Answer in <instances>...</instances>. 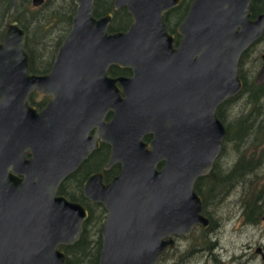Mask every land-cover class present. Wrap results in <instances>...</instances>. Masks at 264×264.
<instances>
[{"label": "water", "instance_id": "obj_1", "mask_svg": "<svg viewBox=\"0 0 264 264\" xmlns=\"http://www.w3.org/2000/svg\"><path fill=\"white\" fill-rule=\"evenodd\" d=\"M179 1L114 0L131 22L108 33L113 14L96 17L95 0H75L46 74L29 72L26 33L17 21L7 24L0 41V264H65L59 246L79 239L87 210L56 188L80 159L57 129L76 116L79 97L91 96L76 88L109 80V64L129 67L132 76L112 80L125 95V121L113 125L123 139H104L108 164L121 162L122 170L107 185L90 176L84 188L107 211L98 264H158L172 235L209 225L195 182L221 153L226 128L217 106L241 91L239 60L264 35V12L252 19L251 0H192L174 49L164 15ZM254 80L264 83V53ZM33 91L51 96L40 111L28 102ZM146 132L154 134L150 143L142 140Z\"/></svg>", "mask_w": 264, "mask_h": 264}, {"label": "flooded vegetation", "instance_id": "obj_2", "mask_svg": "<svg viewBox=\"0 0 264 264\" xmlns=\"http://www.w3.org/2000/svg\"><path fill=\"white\" fill-rule=\"evenodd\" d=\"M12 1L13 0H0V4L5 5L3 8L0 7V29L1 31H3V34H4L7 24L11 21H17L19 26L22 27L26 33L25 42L27 43L30 41L29 47L25 48L29 55V72L37 73V74H46L50 70L54 56L59 46L63 42L64 38L66 37L68 31L70 30L71 25H69L67 29L64 28L62 30L63 32L60 35H58V37H56L54 41V46H53L54 50L52 53L50 52V54L48 55L46 50L44 49L45 39L43 40L38 39L40 37L39 34L32 35V33L30 32V29L24 28L15 16L31 15V14L33 15L35 14L39 16L47 15L50 12V9L48 7V5L50 4L49 0H43V2L38 3V4H35L33 0H17L14 6V9L11 11ZM111 1H112V7H109V10L106 13L111 12L113 14L112 19H111V23H112V21H114L115 14L117 13V11L124 9L127 12V10L125 6L115 10L113 6L114 0H111ZM191 1L192 0H180L176 6L170 8L168 11H166L164 15L166 31L169 35L172 36L171 45L174 49L177 48L179 45L181 35L178 33V28L190 7ZM51 3L54 4V0H51ZM256 3L259 4V8L255 10L254 5ZM69 5L70 4H68V6ZM251 7L252 8H250V12H251L252 19H255L257 15L264 12V2L262 0H251ZM72 9H74V14H75V11H76L75 0H72V4L69 8H67L66 13L63 12V9H59V8L52 9L51 12L55 15L62 14V13H65L66 15H68L71 12L70 10ZM94 9H95V3H94ZM178 12L179 13L182 12L183 13L182 16L178 15ZM4 16L6 17V20H9L5 24H4V19H3ZM96 17H100V16H96ZM130 22H131V17H130ZM130 22L125 27H122L119 29L112 28V24L110 23L108 26V33H113L117 31H125L128 28ZM45 27L47 29V26ZM51 30L52 29H47L48 33ZM104 75L110 81L99 76V80L96 83L97 85L96 84L93 85L92 88L87 89L86 86L88 85L89 82H86L85 84L81 85V87L79 86L78 88H76V93L85 91L87 94L91 96L85 97V98L79 97V100L76 102V116L74 115L72 120L67 121L63 119L61 122H59V127L57 129V136H56V138L60 139V141L62 142L66 141L68 143L69 141H72L71 144L76 148V153H75L76 160L80 159L79 163L76 164V167L73 168V170L67 173L60 180L56 188V195L63 196L69 201L78 202L87 210L88 215H87V218L82 223V232L79 236V239L81 235L83 234L85 223L88 221L90 216L91 217L93 216L94 218L100 216V220L98 222L95 219H93L91 221V224L89 225V228H90L93 224H98L97 225V236L93 238L94 245L96 246L95 250H97V246H99L98 253L100 252V247H101V240H100L101 230H102V227L104 225V222L107 216V211L100 202H95L87 198L84 195V188L90 176L99 175L100 183L102 185H107L122 170L121 162H114V163L108 164L110 154H111V145L104 139H123L115 133L116 131L113 128V125L114 123L115 124L118 123V125H122V122L125 121V118H126L125 113L122 110V99L125 97V95L123 92V85L119 80L115 81V88L117 91H114L115 88H114V84L112 83V80L119 79V78H129L132 76V70L126 66H120L118 64H109L104 70ZM114 92L116 94L115 102L112 99ZM103 95L105 96L104 99L102 98ZM50 99H51L50 95H44L42 93H37L35 91L31 92L28 96L29 104L34 106L38 111L43 109L46 106V104L50 101ZM219 108H220V104L217 106V116L222 121L221 119L222 116H224V119L226 117H225V114L223 113V110L221 114L218 113ZM252 112H256V110H253ZM254 115L255 114L251 113V116H254ZM165 122L167 123L166 126H168L169 121L167 120ZM234 122L237 124V128H238L237 130L240 132V127H238V125L241 122L240 115L236 116ZM244 130H246V128ZM153 138H154V134L149 133V132L144 133L142 136V140L145 143H150ZM238 138L239 137L234 136V139H238ZM260 141H264V140H260ZM262 151L263 153L261 155L263 157L264 149ZM220 156H221V153L218 156V158L215 160L214 166L211 172L205 176L198 178L196 182L199 181V179H201L202 186H205V185L208 187L210 186L212 182L211 180L213 179L212 177H210V175L212 174L213 169L216 168L220 160L219 159ZM26 157L27 158L31 157V154L28 151L26 152ZM256 160H257V165H262L261 169L257 173H255L256 169H254L255 166L253 165H252L253 166L252 170L244 171L245 174L250 173V174L255 175L254 181H256L258 177L264 175V170H263L264 161L262 159H255L254 163H256ZM164 164H165L164 160L159 161L156 165V169L161 170ZM236 168H237V162L234 161L233 168L229 170V171H233V175L231 176V178L225 181L224 175L227 173L226 169H229V167L227 168H225V166L220 167L219 172L217 174V181L215 184L217 187V190H219L220 192L219 194L225 193L226 191H230L231 189L235 188L236 184H238L239 178H237V175L235 172ZM241 174L243 173L241 172ZM250 180L253 181L252 177L249 179V181ZM254 181H253V184L249 187V189H251L252 191L255 190V191L260 192L259 201L255 200L256 206L253 208V211H252L253 214L251 216H247L246 211L245 212L243 211L244 216L246 217L245 221L248 224H252V225H256L260 223L262 220H264V212L260 214L261 209L264 208V195H263L264 185L254 188ZM94 183L97 184V182H94ZM212 201L213 203L217 202L214 199ZM220 201L221 199L218 200V202ZM92 205H97L98 207L96 208L98 210H102L101 211L102 214L95 212V214L91 215L90 208H92ZM202 214H204L209 219V225L207 227H202L201 225H197L194 227V229L197 227H201V229L203 230L202 232L204 234H207L208 232L210 233V231L213 229V221H211L210 217L205 213L203 204H202ZM193 230L187 236L177 235V234L172 235L174 244L173 246H169L166 248L158 264H160L161 261L163 262V264H175L177 260H178L177 264H188L189 261L184 263V261H181L180 258H176L177 257L176 255H187L190 253L191 250L198 251V249L200 248H197L196 246L194 248L191 247L190 249L185 248L181 250L179 248L180 242L178 241L191 236V234L193 233ZM88 231H87V235H88ZM74 243L70 245H73ZM207 244H208V241L204 240L203 245L207 246ZM65 246H69V245H65ZM207 249L209 248L208 247L204 248V250H207ZM253 253H254L255 258L259 257L262 261V254H264V244L255 246V248L253 249ZM165 256L169 257V260L167 263L163 260ZM65 260H66V256H65ZM190 261H192V259H190ZM204 264H208L207 261ZM262 264H263V261H262Z\"/></svg>", "mask_w": 264, "mask_h": 264}, {"label": "rangeland", "instance_id": "obj_3", "mask_svg": "<svg viewBox=\"0 0 264 264\" xmlns=\"http://www.w3.org/2000/svg\"><path fill=\"white\" fill-rule=\"evenodd\" d=\"M55 4L56 5L52 4V9H63V12L65 13L67 8H69V0H57ZM65 13L58 14L61 17L60 20L57 23H51L47 27L49 29L52 28L49 34L45 37L44 49L48 55L54 50L53 46L56 37L63 32L62 30L64 28L67 29L69 26V24H67L68 22L66 23L62 19L66 15ZM3 19L4 24L9 21L6 20L5 16ZM262 53H264V36L242 59L241 69L242 72L248 76V79L255 78L256 73L261 66ZM246 100L247 98H244L243 95L238 96L235 100L229 102L223 110L226 120L230 121V125L233 128L232 134L236 132L237 127L234 121L237 115L246 116L250 111L256 110L257 113L259 109H262L261 111H258V114L261 115L264 111V104L256 108L255 104H246ZM252 118L250 126H256L255 128L257 130L258 123L256 120L262 117L257 118L256 115H254ZM250 126L238 138L245 139L242 140L239 146H236L231 140L226 142L225 153L219 158V168L221 166H225V168L229 167V169H226V172H229V170L233 168L234 161L239 155L247 158L251 157L253 161H255V159H262L264 161V156L262 157L261 155L263 153L262 150L264 149V141L256 139V137H260L255 133H251L252 130L250 129ZM238 149H241V151L239 152ZM255 164L254 169H256L255 173H257L262 165H257V160ZM236 175L239 180L235 188L221 194H219V190H216L213 198L217 202L213 203V201L210 200L206 208H204L213 217V229L210 233L208 232L207 234H204L201 227H197L193 230L191 236L178 241L180 242L179 248L181 250L185 248L190 249L191 247L194 248L196 246L200 249H198V251L191 250L187 255H176V258H180L184 263L189 261L188 264H204L206 261L208 264H262L259 257L255 258L253 249L255 246L264 244V220L256 225L248 224L245 221L246 217L243 213V211H246L247 216H249V213L251 215L253 214L252 211L254 207H247L244 200L249 194H252L245 190L247 186L250 187L253 184L255 175L249 173L239 176V170L237 169ZM251 177L253 181H249ZM263 178L264 175L258 177L256 181H254V188L264 185ZM207 187L208 186L206 185L202 186L201 190L206 193ZM245 192L246 196H244ZM220 199L221 201L218 202ZM263 212L264 208L261 209L260 214ZM97 225L98 224H93L88 231V237L92 241L88 247L90 252L94 246L93 238L97 236ZM204 240L208 241L207 246L203 245ZM205 247H208L209 249L204 250ZM190 259H192V261H190ZM168 260L169 257L166 258V263ZM177 263L178 260L175 264Z\"/></svg>", "mask_w": 264, "mask_h": 264}, {"label": "trees", "instance_id": "obj_4", "mask_svg": "<svg viewBox=\"0 0 264 264\" xmlns=\"http://www.w3.org/2000/svg\"><path fill=\"white\" fill-rule=\"evenodd\" d=\"M57 0H54V4L56 5ZM59 1V0H58ZM49 9L50 12L47 15H17L15 16L17 18V20L22 24V26L26 29H30V32L32 33V35L34 34H39L40 37L38 39L43 40L45 39V37L49 34L46 27L45 26H49L51 23H57L60 20V16L59 15H55L53 14L52 11V3L51 0H49ZM69 7L72 4V0H69ZM5 5H1L0 7L3 8ZM108 7V8H107ZM109 7H112V1L111 0H96L95 1V9H94V15L95 16H101L104 15L108 10ZM122 8V7H121ZM255 10L257 8H259V4H255L254 5ZM70 14L65 15L62 19L70 25L71 22V18L74 14V9L70 10ZM182 12H178V15L182 16ZM130 22V15L129 13H127L124 9L117 11V13L115 14V18L114 21H112V28L116 29V28H122L125 27L128 23ZM63 23V21H62ZM52 29V28H51ZM3 36V31H1L0 29V40ZM264 36V35H263ZM262 39V38H261ZM261 39H259L258 41H256L253 45H251L240 57L239 60V67H238V73L239 76L242 80V89L241 91L233 97H230L228 99H226L224 102H222L220 104V108L218 113L221 114L222 110H224V108H226V106L229 104V102L235 100L236 97L243 95L244 98H247L246 100V104H255L256 108L258 106H261L262 104H264V83L262 84H257L255 82V78L252 79H248V76L246 74H244L242 72L241 69V63H242V59L243 57L252 49V47L259 42ZM30 42V41H29ZM29 42H25V48L29 47L30 43ZM45 42V41H44ZM246 53V54H245ZM260 111L262 109H259ZM251 113L255 114L256 117H262L259 120H256L258 123V127L256 130V126H250V122L253 119L251 116ZM241 117V122L238 125V127H240V132L237 130L238 128H236V131L234 134H232V126L230 125V121H227L226 118L224 119V116H222V121L225 125L226 128V134L224 137V141H223V146H222V150H221V155L223 153H225V145L227 144L226 142L228 140H231L236 146H239V144L242 142V140L245 139H234V136L240 137V135L245 132L246 130H244L245 128L247 129L250 126V129L252 130L251 133H255L257 134V136H259L260 138L256 137V139H260L263 140L264 139V111L263 113L260 115L256 112H252L250 111L248 115L246 116H240ZM237 127V124H236ZM255 128V129H254ZM255 137V136H254ZM263 138V139H262ZM248 141V140H246ZM238 151L240 152L241 149ZM235 162H237V168L239 169V176H243L245 173L244 171H250L253 169L254 166V161L253 159L244 157L242 155H239L237 159H235ZM253 165V166H252ZM219 167L218 164L216 166V168L213 169L212 174L210 175V177H212L213 179L211 180V184L208 187L206 193L203 192L201 190L202 188V184H201V179H199V181L196 182L195 184V190L197 191V193H199L202 197V204L204 206V208H206V206L208 205L209 201L213 200V196H214V192L217 190L216 187V181H217V174L219 172ZM236 172V171H235ZM241 172L243 174H241ZM233 175V171H229L224 175V180L227 181L229 178H231V176ZM238 175V174H237ZM248 187V186H247ZM246 187V192L248 193H252L249 194L246 199L244 200L245 205L247 207L253 208L255 207V200L259 201V191H252L251 189H248ZM246 192L244 194V196H246ZM217 193V192H216ZM220 193V192H219ZM213 195V196H212ZM96 207H98L97 205H92V208H90L91 211V215L95 214V212H98L99 214H102V210H98ZM257 208V207H256ZM255 208V209H256ZM205 213L210 217L211 221H213V217L210 215L209 212H206V210L204 209ZM258 214V213H257ZM247 215V213H246ZM249 216L251 215L250 213L248 214ZM95 219L96 221L100 220V216L94 218L93 216L88 219V221L85 223V228L83 231V234L81 235V238L74 243L73 245H69V246H65V245H61L59 246L62 250H64L65 252V256H66V260H65V264H97L98 263V257H99V253H98V249L99 246H97V250H95L96 246H93L92 251L90 252L89 250V244L92 243V241L89 239L88 235H87V231L89 229V225L91 224V221ZM99 243V241H98ZM166 258L167 256H165V258L163 259L166 262ZM160 264H163V262L161 261Z\"/></svg>", "mask_w": 264, "mask_h": 264}, {"label": "bare ground", "instance_id": "obj_5", "mask_svg": "<svg viewBox=\"0 0 264 264\" xmlns=\"http://www.w3.org/2000/svg\"><path fill=\"white\" fill-rule=\"evenodd\" d=\"M252 8V7H251ZM247 52V51H246ZM246 54V53H245ZM234 98V97H233ZM81 238V237H80ZM101 240V239H100Z\"/></svg>", "mask_w": 264, "mask_h": 264}]
</instances>
